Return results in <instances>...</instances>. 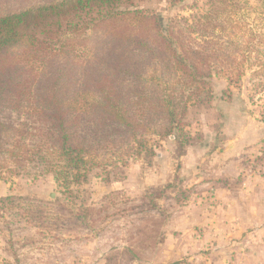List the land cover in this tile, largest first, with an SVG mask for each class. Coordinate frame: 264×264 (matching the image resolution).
Wrapping results in <instances>:
<instances>
[{
  "label": "rangeland",
  "instance_id": "obj_1",
  "mask_svg": "<svg viewBox=\"0 0 264 264\" xmlns=\"http://www.w3.org/2000/svg\"><path fill=\"white\" fill-rule=\"evenodd\" d=\"M48 1H3L0 15ZM135 7L163 19L183 58H196L211 75L207 86L197 88L183 71L174 76L169 69L160 81L148 78L143 89L131 90L132 102L140 104V94L152 102L130 106L138 105L130 111L138 130L107 123L96 132L84 124L78 135L89 146L92 170L89 182L73 183L71 191L56 180L62 163L51 124L30 108L4 110L0 199L8 200L0 204V264H159L171 210L204 205V191L178 176L185 152L217 146L227 127L247 135L249 144L259 132L264 157V0H134ZM154 64L150 74L153 66L163 68ZM168 95L177 108L171 137L167 108L156 103ZM195 254L177 263L204 264L202 251Z\"/></svg>",
  "mask_w": 264,
  "mask_h": 264
},
{
  "label": "trees",
  "instance_id": "obj_2",
  "mask_svg": "<svg viewBox=\"0 0 264 264\" xmlns=\"http://www.w3.org/2000/svg\"><path fill=\"white\" fill-rule=\"evenodd\" d=\"M133 1L51 0L0 15V116L6 109L30 108L51 124L62 163L56 180L66 191L73 183L90 180L89 146L78 135L84 124L96 132L107 123L134 132L141 125L130 111L152 102L146 94L138 96L140 104L129 96L132 89H143L145 79L160 81L172 70L174 76L183 71L197 88L210 80L196 58L190 62L183 58L163 19L147 18L138 7L131 9ZM77 46L87 50L74 54ZM183 54L189 58L188 51ZM153 61L163 68L153 66L150 74ZM171 97L155 101L162 111L167 108L169 137L177 122ZM5 130L0 117V152ZM6 200L0 199V204Z\"/></svg>",
  "mask_w": 264,
  "mask_h": 264
},
{
  "label": "crops",
  "instance_id": "obj_3",
  "mask_svg": "<svg viewBox=\"0 0 264 264\" xmlns=\"http://www.w3.org/2000/svg\"><path fill=\"white\" fill-rule=\"evenodd\" d=\"M223 131L217 146L190 148L179 159L178 176L204 191V205L171 210L165 242L159 245V264H174L184 256L194 259L201 251L204 264H264L260 134L257 143L249 144L247 135L229 134L227 127ZM158 158L167 164L163 153Z\"/></svg>",
  "mask_w": 264,
  "mask_h": 264
}]
</instances>
